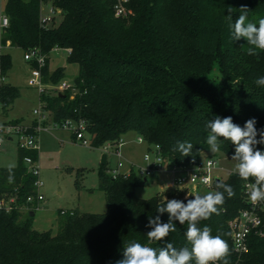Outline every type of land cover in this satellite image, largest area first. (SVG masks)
<instances>
[{"label":"trees","instance_id":"obj_1","mask_svg":"<svg viewBox=\"0 0 264 264\" xmlns=\"http://www.w3.org/2000/svg\"><path fill=\"white\" fill-rule=\"evenodd\" d=\"M42 4L60 10L58 24H39ZM242 7L247 8V22L258 26L264 18V0H129L125 18L114 15L112 0H6L9 23L1 31L0 43L8 42L9 47L21 48L24 53L37 49L46 55L41 68L44 84H58L63 79L64 67L49 70V54L55 46L67 49L66 61L78 65L73 79L76 93L72 97L70 91L61 92L64 96L40 94L54 121L85 119L91 145L97 148L134 131L147 145L158 144L169 165L182 166L204 152L215 154L206 142L210 130L205 125L217 116H231L241 127L256 118L255 127L264 129V87L254 83L264 76V51L249 55L250 45L244 38L231 39L226 20L228 8L233 10L234 23ZM11 65L10 54L0 53L5 75ZM18 95V87L1 86L7 106ZM177 142H191V155L182 157L174 151ZM256 148L264 151V145ZM219 152L234 155L235 146L221 140ZM37 154L18 149L16 165L0 167V194L18 188L23 203L34 193L35 178L22 158L30 155L37 160ZM107 169V163L101 164L97 172L107 210L59 212L63 219L55 234L33 228L32 209L0 211V264H116L123 259L124 247L132 242L157 249L166 242L177 249L191 248L185 236L187 223L178 221L175 232L149 244V217L160 215L162 222L168 221L167 213L157 212L166 198L158 194L138 197L136 189L144 178L133 172L112 179ZM219 182L231 185L235 195L228 198L225 193L224 203L217 206L219 214L201 220L198 227H210L213 236L227 242L229 264H264V236L251 234L249 251L242 258L232 247L229 224L245 206L243 180L232 171ZM216 184L209 192L216 191ZM194 196L167 200L187 203ZM23 213H27L24 218Z\"/></svg>","mask_w":264,"mask_h":264},{"label":"rangeland","instance_id":"obj_2","mask_svg":"<svg viewBox=\"0 0 264 264\" xmlns=\"http://www.w3.org/2000/svg\"><path fill=\"white\" fill-rule=\"evenodd\" d=\"M62 17L56 19V24ZM5 51L11 55V68L7 71V83L18 87L19 95L13 100L6 113L0 112L2 120H18L24 125H31L34 119L33 110L45 105V99L40 98V91L37 87L29 85L28 78L32 66L30 61L24 59V51L21 48L10 47ZM65 51H51L49 54V70L53 71L57 67H65L62 80L72 83L78 72L76 63L66 61ZM61 80V81H62ZM60 83V82H59ZM58 83V84H59ZM46 92L55 84H47ZM51 95V94H50ZM5 110V109H4ZM52 122L47 119L45 126H51ZM139 135L134 131H127L122 135L124 143L120 146V151L127 162H131L133 169L144 167L143 154L147 150V143L137 142ZM38 154L37 168L38 178L42 182L39 193L42 200L38 203V210H33L32 226L38 231L50 230L53 234L60 229L63 215L61 210L77 211L78 213H103L107 210L104 193L98 187L97 172L101 165L102 154L107 156V166H114L116 157L111 149L102 147L85 146L72 140L71 133L67 130L52 127L49 131H40L38 134ZM18 148L16 139H4L0 147V167H14L17 163ZM200 159L204 162L213 159L218 166L214 170V175L219 179H226L229 172L235 168L237 161L232 160L230 155L220 152L210 154L202 153ZM128 164L124 163L123 170ZM77 180V181H76ZM154 182L149 179L136 189V195L141 198H149L156 193ZM210 189L200 187L196 193L209 192ZM184 194L175 191L174 193L160 194L167 195ZM23 213L22 217H26Z\"/></svg>","mask_w":264,"mask_h":264},{"label":"built area","instance_id":"obj_3","mask_svg":"<svg viewBox=\"0 0 264 264\" xmlns=\"http://www.w3.org/2000/svg\"><path fill=\"white\" fill-rule=\"evenodd\" d=\"M129 0H112L114 15L117 17L125 18L128 16V4ZM6 0H0V37L3 28L8 26V17L5 13ZM61 16L59 9L53 5L42 4L39 11V24L42 27H48L51 24L56 23L57 17ZM8 46V42L3 45L0 43V53ZM67 50V49H66ZM60 47L55 46L52 51H66ZM24 59L33 61L36 65L31 69L30 76L28 78L29 85L37 87L40 94L46 92L47 84L42 82L41 68L45 64L46 55L41 54L37 49L27 51L24 53ZM6 83V75L3 73L0 67V112L7 107L6 101L1 98V86ZM54 94L64 91H70L72 97L76 93L74 83H69L64 80L59 84H55L50 89ZM34 121L31 125H24L18 121H3L0 118V147L3 144L4 139H13L15 137L17 148L22 151H38V134L40 131H49L50 128H60L67 130L71 133L73 140L81 143L85 146L91 145V138L87 134V121L81 119L66 118L61 121H54L51 117L50 111L45 108V105H41L39 108L33 110ZM49 119L52 122L51 126H45V121ZM137 142H144L141 136L137 137ZM124 143L120 138L116 142L106 143L102 148L111 149L116 157V163L114 166L108 167L107 173L112 179L119 177L126 178L135 172L141 178L157 176L167 168L171 175L169 184L179 189L184 186L188 188L184 189V198L194 196L196 189L200 187L211 188L214 179L217 178L214 175V170L218 164L213 159H207L204 162L199 158L194 159L188 165L176 166L169 165L165 160L161 152V148L158 144L148 145L146 152L143 154L144 167H139L137 170L133 169V164L125 160L120 151V146ZM231 158L233 155H230ZM23 163L27 166V171L35 179L32 183L34 193L28 195L24 202L18 198L20 192L18 188H15L12 193L0 194V211L9 213L14 209H20L27 211L28 209L38 210V203L42 200V195L39 193V188L42 182L39 180L37 160H34L30 155H24L22 158ZM124 163L128 164L127 169L123 170ZM204 178H208L209 183L203 182ZM252 178L249 180H243L244 191V203L245 206L239 210L238 214L230 221L231 229V242L232 247L238 258H242L249 251V236L254 234L256 236H264V200L253 202L250 199L251 185L253 184ZM167 198V197H163ZM61 214H72L71 211L61 210ZM215 263V262H214Z\"/></svg>","mask_w":264,"mask_h":264},{"label":"clouds","instance_id":"obj_4","mask_svg":"<svg viewBox=\"0 0 264 264\" xmlns=\"http://www.w3.org/2000/svg\"><path fill=\"white\" fill-rule=\"evenodd\" d=\"M232 8H228L226 20L231 31V39L238 41L246 39L250 47L247 49L249 55L256 56L259 51H264V18L260 19L258 26L255 23L247 22V8H241V14L233 23ZM254 83L259 87H264V76L257 77ZM256 118L248 119L244 126L233 122L231 116L220 118L206 123L209 134L206 142L212 153L220 151L221 140L230 141L235 146L232 160L237 161L233 171L242 180L254 179L251 185L250 199L253 202L264 200V151L256 148V145H264V129L258 130L255 125ZM259 136V139H257ZM222 138V139H221ZM178 151L182 157L190 156L193 150L191 142H177L173 149ZM11 178V177H10ZM205 184L209 183L208 178H204ZM216 191L208 192L205 195H195L193 199H188L187 203L171 199L166 204L157 208L159 214H168V221L162 222L160 215L149 217L147 232L149 244L153 241L160 242L176 231V221L180 225L187 223L185 232L188 246L177 249L171 242H166L159 249L153 248L138 242H132L124 247L123 259L116 264H210V262L222 261L229 264L227 257L230 255L229 245L219 235L213 236L211 228L198 227L201 220H206L212 214L218 213V205L225 201V193L228 198L235 195V190L231 185L218 182Z\"/></svg>","mask_w":264,"mask_h":264},{"label":"crops","instance_id":"obj_5","mask_svg":"<svg viewBox=\"0 0 264 264\" xmlns=\"http://www.w3.org/2000/svg\"><path fill=\"white\" fill-rule=\"evenodd\" d=\"M6 48H10L9 46H7V47H5L4 49H3V52H6L5 51V49ZM11 56V55H10ZM23 57H24V55H23ZM30 66H31V63H30ZM64 70H65V67H64ZM8 74V73H7ZM7 74H6V76H7ZM7 78V77H6ZM6 83H7V81H6ZM11 104H9L6 108H5V110H3L2 111V113L4 114V113H6V109L7 108H9V106H10ZM2 120V119H1ZM3 121H6V120H3ZM8 121H18V120H8ZM33 121H34V119L32 120V123H33ZM19 122V121H18ZM21 123V122H20ZM31 123V124H32ZM71 138H72V136H71ZM72 140H73V138H72ZM107 160V159H106ZM126 160V159H125ZM127 161V160H126ZM129 163H131V162H129ZM168 169L169 168H167L165 171H163L162 173H160L159 175H157V176H153V177H147V178H144V182L143 183H146L149 179H151L153 182H154V184H155V186H156V193H155V195L156 194H158V195H160V194H166V193H174L176 190L177 191H180V192H184V189H186V188H188L187 186H184V187H182V188H179V189H175V188H173L170 184H169V182H170V180H171V175H170V172L168 171ZM175 196H183V194L182 195H180V194H177V195H174V196H171V195H167L166 197H175Z\"/></svg>","mask_w":264,"mask_h":264},{"label":"water","instance_id":"obj_6","mask_svg":"<svg viewBox=\"0 0 264 264\" xmlns=\"http://www.w3.org/2000/svg\"><path fill=\"white\" fill-rule=\"evenodd\" d=\"M60 96H64L61 92H59L58 93ZM107 156H106V154H102V156H101V160H100V163L102 164V165H105L106 163H107ZM220 181V179L219 178H215L214 179V183H218ZM33 214H34V212L33 211H31L30 212V216H33Z\"/></svg>","mask_w":264,"mask_h":264}]
</instances>
